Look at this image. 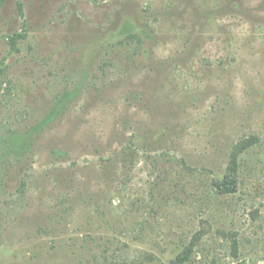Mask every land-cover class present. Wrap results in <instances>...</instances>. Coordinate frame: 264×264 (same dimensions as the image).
I'll return each mask as SVG.
<instances>
[{"label": "rangeland", "instance_id": "obj_1", "mask_svg": "<svg viewBox=\"0 0 264 264\" xmlns=\"http://www.w3.org/2000/svg\"><path fill=\"white\" fill-rule=\"evenodd\" d=\"M191 247L264 264V0H5L0 264Z\"/></svg>", "mask_w": 264, "mask_h": 264}, {"label": "trees", "instance_id": "obj_2", "mask_svg": "<svg viewBox=\"0 0 264 264\" xmlns=\"http://www.w3.org/2000/svg\"><path fill=\"white\" fill-rule=\"evenodd\" d=\"M5 0H0V7L3 5ZM18 140V141H17ZM26 138H16V144L21 147L24 145ZM234 166L230 165L228 174L222 180H218L215 183L216 188L221 194H234L237 192V188L239 185V179L236 173H234ZM193 248L191 247L188 252H184V254L177 258L179 264H184L186 261L189 260L190 255L192 254Z\"/></svg>", "mask_w": 264, "mask_h": 264}]
</instances>
